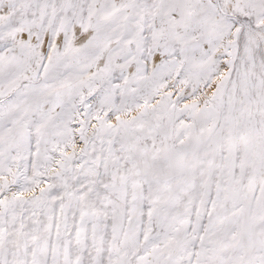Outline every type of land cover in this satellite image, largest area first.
Here are the masks:
<instances>
[{
  "label": "snow or ice",
  "instance_id": "1",
  "mask_svg": "<svg viewBox=\"0 0 264 264\" xmlns=\"http://www.w3.org/2000/svg\"><path fill=\"white\" fill-rule=\"evenodd\" d=\"M0 264H264V0H0Z\"/></svg>",
  "mask_w": 264,
  "mask_h": 264
}]
</instances>
